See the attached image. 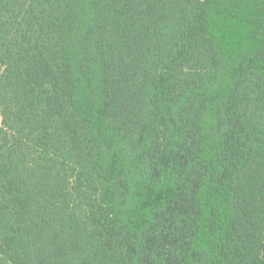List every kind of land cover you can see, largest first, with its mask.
I'll return each instance as SVG.
<instances>
[{
	"label": "trees",
	"instance_id": "1",
	"mask_svg": "<svg viewBox=\"0 0 264 264\" xmlns=\"http://www.w3.org/2000/svg\"><path fill=\"white\" fill-rule=\"evenodd\" d=\"M0 264H264V0H0Z\"/></svg>",
	"mask_w": 264,
	"mask_h": 264
},
{
	"label": "rangeland",
	"instance_id": "2",
	"mask_svg": "<svg viewBox=\"0 0 264 264\" xmlns=\"http://www.w3.org/2000/svg\"><path fill=\"white\" fill-rule=\"evenodd\" d=\"M1 70H2V69H1V66H0V73H1Z\"/></svg>",
	"mask_w": 264,
	"mask_h": 264
}]
</instances>
